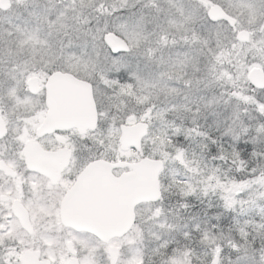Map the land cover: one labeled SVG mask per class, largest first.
<instances>
[{"label": "snow or ice", "instance_id": "1", "mask_svg": "<svg viewBox=\"0 0 264 264\" xmlns=\"http://www.w3.org/2000/svg\"><path fill=\"white\" fill-rule=\"evenodd\" d=\"M0 264H264V0H0Z\"/></svg>", "mask_w": 264, "mask_h": 264}]
</instances>
